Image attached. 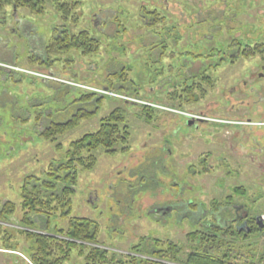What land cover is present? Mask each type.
Wrapping results in <instances>:
<instances>
[{"label": "rangeland", "instance_id": "rangeland-1", "mask_svg": "<svg viewBox=\"0 0 264 264\" xmlns=\"http://www.w3.org/2000/svg\"><path fill=\"white\" fill-rule=\"evenodd\" d=\"M82 32L101 42L98 53L55 44ZM249 48L254 55L243 56ZM262 65L264 0H79L67 19L51 6L43 16L0 13V211L14 205L0 221V264H30L20 231L26 179L32 188L47 181L71 144L116 108L130 128L129 150L95 151L97 166L78 171L71 215L97 221L100 248L118 260L178 264L151 253L174 245L184 260L200 244L188 235L209 236L232 206L264 215ZM144 106H152L150 122ZM77 113L88 117L76 128L43 136ZM34 222L35 232L53 235L70 219L55 218L50 229L46 218ZM221 232L213 241L220 251ZM141 239L142 253L133 249ZM248 248L235 243L233 252ZM255 251L264 264V239ZM76 253L70 264H85Z\"/></svg>", "mask_w": 264, "mask_h": 264}, {"label": "trees", "instance_id": "trees-1", "mask_svg": "<svg viewBox=\"0 0 264 264\" xmlns=\"http://www.w3.org/2000/svg\"><path fill=\"white\" fill-rule=\"evenodd\" d=\"M48 6H51L58 14L67 19L72 16L79 6V0H0V13L8 8L14 9V11L27 9L32 14L43 16ZM55 44L62 45V48L67 51L82 50L84 55L98 53L101 47V42L90 37L87 32L80 34L67 33L63 39L56 40ZM255 50L249 48V50L244 51L243 56L251 57L254 55ZM122 79L125 80L124 77ZM91 96H94V94L86 95L85 100L91 101ZM150 110H152V106H144L142 109L143 115L148 114L146 119L148 122L152 118L149 114ZM87 117L85 114L77 113L65 124L51 125L43 136L46 139L55 140L57 136L76 128L80 121ZM186 119L189 118L186 117ZM130 137V128L127 125L125 113L121 108H116L101 119L96 131L86 133L71 144L66 160L58 166L52 165L50 167L47 173V181L32 188L34 178L29 177L26 179L22 188L23 217L21 225L23 229L20 231L26 238V243H29L27 261L30 264H70L74 261L76 250L75 258L83 259L85 264H142L143 260L133 256L126 257V259H123L124 261L118 260L114 256L115 254L100 248V226L97 221L86 218H71L79 169L93 170L97 166L98 160L94 154L97 150L102 149L106 154L114 155L122 147V152H127ZM237 191H240V189H237ZM12 213H14V205L7 203L0 211V221L6 218V215ZM34 217L46 218L48 229H50L55 218L70 219V223L65 229L56 227L53 235L50 232V234H41L35 232ZM214 229H217L215 230L216 233L220 234L221 230L217 226ZM188 236L191 242L199 240L200 244L193 251L187 253L184 260L177 257L179 250L174 245H169L165 250L151 253L152 256L178 264H241L238 256L239 252H233L234 245H226L225 240L220 242V246L222 249L223 247L226 248V251L221 252L219 250L218 253L210 255L205 252L204 248L208 240L206 233L198 230ZM142 242L141 239L140 244L133 247L134 251H142ZM156 245L153 244V248H156ZM5 248L6 250L21 252L20 247L12 244L5 245ZM145 264L160 263L147 260Z\"/></svg>", "mask_w": 264, "mask_h": 264}, {"label": "flooded vegetation", "instance_id": "flooded-vegetation-1", "mask_svg": "<svg viewBox=\"0 0 264 264\" xmlns=\"http://www.w3.org/2000/svg\"><path fill=\"white\" fill-rule=\"evenodd\" d=\"M239 47H240V44L238 43V46L236 49L237 51L236 53L238 55L242 53V51L238 49ZM231 51H234V50L229 49L227 50L226 54L228 55V52H231ZM237 54H235V56H233L234 54H231L229 56L230 58H233V57H236ZM261 71L262 72L259 73L258 75L259 79L264 77V65L261 66ZM230 209L233 211V213L232 214L226 213V215H224L220 220L221 224L218 223V226H219L218 228L222 230L221 232L222 240L223 239L225 240L226 245H235L236 243V244H240L241 247L244 245L249 246L250 248L247 249L246 254H242L241 249L238 250L237 252H239L238 256L240 260L242 258L252 259L254 258L253 255L256 254V251L254 252L256 245L261 243V240L264 239V221L261 220L260 216H250L249 212L245 211V207L242 205L232 206V208ZM224 211L228 212L229 208L226 207ZM214 228L215 226L213 228L211 227V229L209 230V233H210L208 236L209 243H207L205 247V252H207L210 255L215 254V251L217 250L213 241H215L218 234L215 231L217 229H214ZM229 237H230V240H229ZM219 247L221 246H218V249ZM223 250H226V248L224 249L223 247L221 251ZM218 251L219 250H217V252ZM239 259L237 260L240 261ZM254 260L255 258L252 261L254 262ZM159 262L163 264H171V263H166L162 260ZM255 264H258V263L256 262Z\"/></svg>", "mask_w": 264, "mask_h": 264}, {"label": "crops", "instance_id": "crops-1", "mask_svg": "<svg viewBox=\"0 0 264 264\" xmlns=\"http://www.w3.org/2000/svg\"><path fill=\"white\" fill-rule=\"evenodd\" d=\"M255 256V257H254ZM257 256V257H256ZM253 257L255 258V260H254V262L252 261L254 258H252V259H241V260H243V262H246V263H243L242 262V264H255L256 263V261H258L259 260V256L257 255V254H255V255H253Z\"/></svg>", "mask_w": 264, "mask_h": 264}, {"label": "water", "instance_id": "water-1", "mask_svg": "<svg viewBox=\"0 0 264 264\" xmlns=\"http://www.w3.org/2000/svg\"><path fill=\"white\" fill-rule=\"evenodd\" d=\"M189 123H190V124H192V123H193V121H190ZM258 219H260V218H258Z\"/></svg>", "mask_w": 264, "mask_h": 264}, {"label": "built area", "instance_id": "built-area-1", "mask_svg": "<svg viewBox=\"0 0 264 264\" xmlns=\"http://www.w3.org/2000/svg\"><path fill=\"white\" fill-rule=\"evenodd\" d=\"M263 220H264V217H263Z\"/></svg>", "mask_w": 264, "mask_h": 264}]
</instances>
